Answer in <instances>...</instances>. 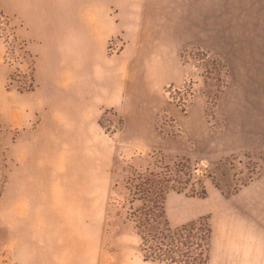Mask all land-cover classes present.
<instances>
[{
	"label": "rangeland",
	"instance_id": "obj_1",
	"mask_svg": "<svg viewBox=\"0 0 264 264\" xmlns=\"http://www.w3.org/2000/svg\"><path fill=\"white\" fill-rule=\"evenodd\" d=\"M95 1L104 12L96 19V80L115 86L125 82L113 73L125 61V0ZM7 2L0 0V47L15 97L0 107V264H170L146 258L133 218L150 174L174 186L164 204L170 227L209 224L210 264H219L220 205L255 189L251 264H262L264 0L158 2L177 15V79L123 83L126 111L125 100L97 106L80 128L60 132L55 142L64 145L42 146L31 145L35 128L10 121V108L35 89L36 59ZM116 26L121 33L110 37ZM142 97L152 107L135 105ZM82 151L88 161L75 158Z\"/></svg>",
	"mask_w": 264,
	"mask_h": 264
},
{
	"label": "crops",
	"instance_id": "obj_2",
	"mask_svg": "<svg viewBox=\"0 0 264 264\" xmlns=\"http://www.w3.org/2000/svg\"><path fill=\"white\" fill-rule=\"evenodd\" d=\"M158 2L162 0H125V61L123 68L113 72L125 75V82L110 86L96 80V19L104 12L96 10L95 0H8L6 13L23 20L25 29L19 35L36 59L35 89L25 94L19 109L10 108L14 114L10 121L35 128L31 145H64L55 142L60 132L80 128L82 116L94 115L97 106H122L125 100L126 111L130 97L123 83L177 79L172 73L178 55L177 24L172 19L177 15L159 9ZM121 30L114 27L110 37ZM3 51L0 47V107L5 98L15 97L5 88L12 70L2 63ZM97 90L103 94L97 97ZM145 104L142 97L135 105ZM146 105L152 107V103ZM74 156L89 160L83 151ZM254 192L249 187L232 204L220 205L219 264H251L253 250H258L252 239ZM259 251L264 264V238Z\"/></svg>",
	"mask_w": 264,
	"mask_h": 264
},
{
	"label": "trees",
	"instance_id": "obj_3",
	"mask_svg": "<svg viewBox=\"0 0 264 264\" xmlns=\"http://www.w3.org/2000/svg\"><path fill=\"white\" fill-rule=\"evenodd\" d=\"M138 197L142 206L133 218L143 241L146 258L170 264H209L212 231L208 223L172 228L165 219V200L170 180L150 174L142 180ZM176 189V188H175ZM177 258L181 261L177 262Z\"/></svg>",
	"mask_w": 264,
	"mask_h": 264
},
{
	"label": "bare ground",
	"instance_id": "obj_4",
	"mask_svg": "<svg viewBox=\"0 0 264 264\" xmlns=\"http://www.w3.org/2000/svg\"><path fill=\"white\" fill-rule=\"evenodd\" d=\"M77 149L80 150V147H78Z\"/></svg>",
	"mask_w": 264,
	"mask_h": 264
}]
</instances>
